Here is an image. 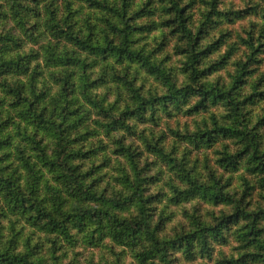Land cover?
Listing matches in <instances>:
<instances>
[{
    "label": "clouds",
    "instance_id": "1",
    "mask_svg": "<svg viewBox=\"0 0 264 264\" xmlns=\"http://www.w3.org/2000/svg\"><path fill=\"white\" fill-rule=\"evenodd\" d=\"M0 264H264V0H0Z\"/></svg>",
    "mask_w": 264,
    "mask_h": 264
}]
</instances>
